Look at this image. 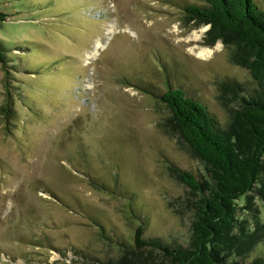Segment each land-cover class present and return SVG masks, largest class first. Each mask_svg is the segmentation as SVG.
Listing matches in <instances>:
<instances>
[{
  "label": "rangeland",
  "instance_id": "374dc122",
  "mask_svg": "<svg viewBox=\"0 0 264 264\" xmlns=\"http://www.w3.org/2000/svg\"><path fill=\"white\" fill-rule=\"evenodd\" d=\"M182 1L0 0L13 60L10 130L0 117V264H105L132 243L130 207L145 237L188 243L189 189L168 165L199 180L206 171L170 131L166 106L138 87L178 83L225 125L235 103L222 104L220 82H255L220 40L204 44L208 25L185 21ZM2 77L0 64V106ZM234 201L244 224L264 221V199ZM144 253L128 264H168Z\"/></svg>",
  "mask_w": 264,
  "mask_h": 264
},
{
  "label": "trees",
  "instance_id": "16d2710c",
  "mask_svg": "<svg viewBox=\"0 0 264 264\" xmlns=\"http://www.w3.org/2000/svg\"><path fill=\"white\" fill-rule=\"evenodd\" d=\"M177 4L184 9L185 21L192 20L193 26L208 25L204 44L220 40L230 63L246 68L255 86L248 80L226 78L220 82L222 104H227L231 96L237 105L226 107L225 125L201 97L191 95L178 83L162 78L164 89L159 94L152 89V80L138 87L166 106L170 131L202 162L206 177L199 180L189 170L168 165L189 189L184 199L191 201L193 213L186 245L145 237L142 217L130 207L139 220L132 231V243L120 241L121 254L105 262L128 264L129 252L136 257H143L144 252H160L168 264H264V250L258 247L264 243V221L244 224L236 216L234 201L243 195L264 199V9L253 0H203L200 4L184 0ZM8 16L0 8V25ZM9 52L10 47L0 40L5 95L0 117L6 130H10L8 120L13 116L9 88L13 60L8 59Z\"/></svg>",
  "mask_w": 264,
  "mask_h": 264
},
{
  "label": "bare ground",
  "instance_id": "6f19581e",
  "mask_svg": "<svg viewBox=\"0 0 264 264\" xmlns=\"http://www.w3.org/2000/svg\"><path fill=\"white\" fill-rule=\"evenodd\" d=\"M98 46H99V45H96V47L94 48V54L97 52L96 50H97V47H98ZM210 51H211V50H210ZM200 52H201L200 55L203 54V56H204V55H206V52H207V51H206V50H201Z\"/></svg>",
  "mask_w": 264,
  "mask_h": 264
}]
</instances>
